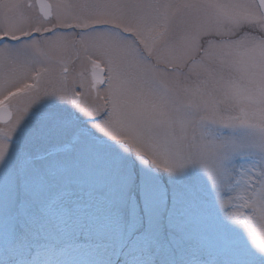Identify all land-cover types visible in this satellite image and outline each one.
Returning a JSON list of instances; mask_svg holds the SVG:
<instances>
[{
    "label": "snow or ice",
    "instance_id": "1",
    "mask_svg": "<svg viewBox=\"0 0 264 264\" xmlns=\"http://www.w3.org/2000/svg\"><path fill=\"white\" fill-rule=\"evenodd\" d=\"M0 264H264V0H0Z\"/></svg>",
    "mask_w": 264,
    "mask_h": 264
}]
</instances>
